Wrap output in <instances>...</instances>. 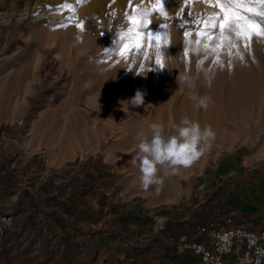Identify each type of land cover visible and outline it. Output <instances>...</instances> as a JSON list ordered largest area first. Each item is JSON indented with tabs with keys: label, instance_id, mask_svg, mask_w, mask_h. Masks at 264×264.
<instances>
[{
	"label": "rangeland",
	"instance_id": "obj_1",
	"mask_svg": "<svg viewBox=\"0 0 264 264\" xmlns=\"http://www.w3.org/2000/svg\"><path fill=\"white\" fill-rule=\"evenodd\" d=\"M162 3L165 15L155 10L157 0H0V264H164L160 244L174 246L166 224L192 216L207 224L220 205L251 228L264 225V37L245 47L226 32L237 47L229 55L226 42L217 63L204 41L196 43V32L218 15L209 31L219 36V5L234 0ZM144 10L149 15L137 19L147 20L146 31L167 38L159 52L168 56L159 64L146 36L140 50L120 55L129 17ZM177 76L190 82L178 86ZM137 88L146 90L145 102L131 107L125 101ZM204 96L211 97L207 109L194 99ZM185 117L210 125L215 140L190 167L160 166L172 191L147 194L132 159L140 136H151L152 123L175 134ZM66 138L69 147L59 150ZM89 158L109 167L111 186L98 189L107 197L103 210L119 200L159 212L125 208L87 222L81 212L49 208L41 190L46 177L75 171ZM69 192L51 196L69 205ZM86 201L98 210L95 198ZM198 202L208 206L205 214L192 207Z\"/></svg>",
	"mask_w": 264,
	"mask_h": 264
},
{
	"label": "clouds",
	"instance_id": "obj_2",
	"mask_svg": "<svg viewBox=\"0 0 264 264\" xmlns=\"http://www.w3.org/2000/svg\"><path fill=\"white\" fill-rule=\"evenodd\" d=\"M190 50L195 51V48ZM159 54L166 58L168 56L163 51H160ZM176 82L179 86L190 81L186 76H177ZM146 95V90L142 91L137 88L135 94L125 102L131 107L142 106ZM194 99H198L197 106L203 109H207L211 103V97L208 96L194 97ZM175 128V134L166 136L162 124L152 123L150 125L151 136H140L136 146V156L132 159L139 162L140 181L145 190L154 184L162 185L163 181L158 176L160 166L168 165L173 169L190 167L211 147L215 140V132L210 125H205L202 128L199 122L187 117L183 118Z\"/></svg>",
	"mask_w": 264,
	"mask_h": 264
},
{
	"label": "built area",
	"instance_id": "obj_3",
	"mask_svg": "<svg viewBox=\"0 0 264 264\" xmlns=\"http://www.w3.org/2000/svg\"><path fill=\"white\" fill-rule=\"evenodd\" d=\"M230 206H219L217 219L202 224L194 216L180 224L184 229L194 225V234L188 238L181 233L175 252L182 256L190 252L200 264H264V225L249 227L228 214ZM197 239H200L198 241Z\"/></svg>",
	"mask_w": 264,
	"mask_h": 264
},
{
	"label": "snow or ice",
	"instance_id": "obj_4",
	"mask_svg": "<svg viewBox=\"0 0 264 264\" xmlns=\"http://www.w3.org/2000/svg\"><path fill=\"white\" fill-rule=\"evenodd\" d=\"M260 4L264 5V0H260ZM223 12V19L219 20V28L220 34L219 36L214 37L209 29L217 27L218 15L210 16L207 20L203 22V27L196 32V43H203V48L206 53L211 52L216 56V62L219 63L220 53L225 48V43L227 42V47L229 48L228 54L231 55V49L237 47V44L234 40H230L226 35V32H233L235 34V38L237 40H242L244 42V46L248 47L252 40L253 36L264 37V21H257L254 17H264V6L261 7H249L247 4L241 2V0H234V3L230 7H225L223 4L219 5ZM164 5L162 0H157V4L155 5V10L160 11L161 15H165L163 12ZM243 8L245 12L252 13L251 16L241 14L240 9ZM137 15H141L143 17H147L149 15L147 10H144L142 13L133 14L129 17L132 28L127 33L122 34V38H125L129 41L123 45V48L120 50V55L122 57H127L130 51L134 48L136 50H140L142 48V42L147 37L149 41V46H155L157 48V63L159 64V48L161 41L163 39V43L167 44L166 35L162 38L159 32H151L146 31L149 27L147 20L145 19L143 22L137 19ZM196 23H200V21H196ZM83 22L81 21L77 24V27L82 28ZM165 25H159V28H164ZM145 29L144 33H141L138 29ZM191 32H186L185 36H191ZM218 41L216 44H211L210 42L213 40ZM162 66V65H161Z\"/></svg>",
	"mask_w": 264,
	"mask_h": 264
},
{
	"label": "trees",
	"instance_id": "obj_5",
	"mask_svg": "<svg viewBox=\"0 0 264 264\" xmlns=\"http://www.w3.org/2000/svg\"><path fill=\"white\" fill-rule=\"evenodd\" d=\"M99 158L92 160L91 158L86 159L79 164L78 169L75 171H63L54 172L53 174L46 177L44 184H42V193L48 197L47 205L49 208L61 205L63 206L64 212H81L84 219L89 222L91 220H96V213L103 212L104 204L107 200L104 192L98 190L102 187H109L111 183L108 179L111 177L109 174V167L101 164ZM60 183H55L56 180ZM70 188L68 194L69 205L57 202L56 196H51L53 193L56 195H64L66 189ZM91 196L96 199L98 204V210L94 211L91 209L86 201V197ZM81 202V207L77 204ZM35 204L33 207H37ZM91 212V213H88ZM88 217V219H87ZM206 225V224H205ZM193 225H188L184 229H180L178 225H173L172 223L166 224L165 229L170 231L171 239L174 246L164 247L166 250L164 254V260L175 261V259H180L177 264H197L198 262L194 259V256L190 252H186L182 257H179L175 252V244L181 233H185L190 239L194 234ZM200 241V239H197ZM161 246H164L161 244Z\"/></svg>",
	"mask_w": 264,
	"mask_h": 264
},
{
	"label": "crops",
	"instance_id": "obj_6",
	"mask_svg": "<svg viewBox=\"0 0 264 264\" xmlns=\"http://www.w3.org/2000/svg\"><path fill=\"white\" fill-rule=\"evenodd\" d=\"M117 201L118 202H117V204L115 206H111V207H109L108 211L103 210V212H121V211H124L125 208H127V209L129 208L128 205L122 204V202L119 201V200H117ZM203 203L204 202H198L196 205L192 206L193 208H195V212H197V215H202V214H205V212H207L206 210L208 209V206L206 207V205H204ZM128 210H130V212H150V213L159 212L158 210H150V208H148V207H146L145 209L142 208V210H141V207L137 203H135V205L132 206L131 208H129ZM150 213H148V215L145 216L144 219H147L148 218V220H149L150 217H151V214ZM196 218L198 220L200 217L199 216H196ZM184 219H182L181 221H183ZM188 225H190V224H188ZM147 226L150 227V225H147ZM193 227H194V225H193ZM163 245L164 246H161L160 248L163 249L162 250L163 251V258L162 259L164 261V264H177V263H179V260L180 259H177V258L175 259V261H166V260H164V254L166 252V250L164 249V247H170V246L167 245V242L165 244H163ZM182 256H179V257H182ZM194 259L198 262L197 264H200L198 258L194 257ZM145 264H152V262H151V260H148V261L145 262Z\"/></svg>",
	"mask_w": 264,
	"mask_h": 264
},
{
	"label": "bare ground",
	"instance_id": "obj_7",
	"mask_svg": "<svg viewBox=\"0 0 264 264\" xmlns=\"http://www.w3.org/2000/svg\"><path fill=\"white\" fill-rule=\"evenodd\" d=\"M127 136V135H126ZM122 144V143H121ZM69 145H70V142L67 140V138L66 139H64V140H62V142H61V146H59V150H62V148H67V147H69ZM127 145V144H126ZM124 147V146H123ZM121 148V147H120ZM123 149H125V147L123 148ZM117 151V150H116ZM119 152V151H118ZM128 152V151H127ZM123 153V152H122ZM121 154V153H120ZM135 162V161H134ZM133 162V163H134ZM136 166L138 167V169H139V172H138V174H141L140 173V167H139V162L136 160ZM158 176H159V178L163 181V177L161 176V173L160 172H158ZM165 187V185L162 183V185H151L148 189H147V194L149 193V194H152V191H154V190H158V189H160V190H170V191H172V189H170V188H164ZM179 197V196H178ZM173 201H176V199H174V200H172V202ZM169 202H171V200H169Z\"/></svg>",
	"mask_w": 264,
	"mask_h": 264
}]
</instances>
